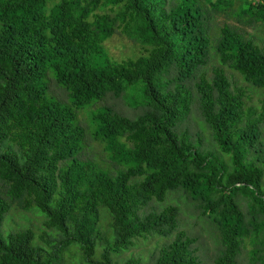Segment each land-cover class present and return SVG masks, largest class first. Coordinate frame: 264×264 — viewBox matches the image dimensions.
<instances>
[{"label":"trees","instance_id":"trees-1","mask_svg":"<svg viewBox=\"0 0 264 264\" xmlns=\"http://www.w3.org/2000/svg\"><path fill=\"white\" fill-rule=\"evenodd\" d=\"M252 22L264 27V0H0V226L11 207L44 216L40 236L0 230V264H63L70 248L85 264H201L177 207L144 212L170 191L217 231L213 264H239L245 242L264 264V116L245 101L252 88L264 107V42L244 30ZM115 34L142 52L114 60ZM152 236L169 242L149 262L118 261Z\"/></svg>","mask_w":264,"mask_h":264},{"label":"rangeland","instance_id":"rangeland-1","mask_svg":"<svg viewBox=\"0 0 264 264\" xmlns=\"http://www.w3.org/2000/svg\"><path fill=\"white\" fill-rule=\"evenodd\" d=\"M246 1V0H244ZM242 0V2H244ZM257 3L260 0H252ZM243 7L246 6V3H241ZM236 6H239V2H236ZM235 6V8H236ZM214 23L217 27H221L222 24H228L232 27L240 28L239 21L230 16L224 17L223 15H214ZM253 24L245 26V31L249 36L254 37L259 43L264 42V27L259 24ZM244 27V26H243ZM105 48L108 51L109 55L116 61H121L136 55H139L142 51L139 45L131 42L124 36L115 34L113 37L108 39L105 43ZM238 85L243 89L248 88V85L238 79ZM251 90L246 91L247 98L245 99L247 107L254 108L258 115L264 116V107L262 105V93L249 88ZM55 93L60 96L59 91ZM62 99V98H61ZM63 99H65L63 97ZM115 108L119 109L123 114L128 117H134L137 113V110L129 108L127 105H130L128 101H123L118 99L112 103ZM194 111V109H193ZM195 113V112H194ZM193 113V114H194ZM191 114V118H194L195 115ZM89 116V117H88ZM91 116L89 110H82L78 112V118L83 125L88 124V119ZM188 122V127L191 131L198 129L199 122L197 123L195 119H191ZM198 121V119H197ZM198 125V126H197ZM264 130V124H263ZM198 131V130H197ZM92 153L100 154L102 152L101 147L95 143H90ZM214 153V151H213ZM102 154V153H101ZM3 185L0 183V193L3 192ZM151 206V208H150ZM167 206L177 207L179 210V230L185 232L189 237H194L196 242L194 247L196 249V255L201 262V264H213L215 257L219 253L218 251V233L215 228L209 223L208 219L204 217L198 210L195 208V204L192 203L189 198L182 192H167L165 199L162 202L151 201L148 204V207L144 212H151L156 210H162ZM43 214L37 210L32 209L28 212L16 210L14 207H11L5 214L4 220L0 226V230L3 236L8 233L18 232L22 230H31L37 236H40L42 230V219ZM43 232V230H42ZM35 243L37 242L40 245H43L45 249H48L47 245L39 241V237L36 238ZM169 239H163L157 236L147 237L146 239H138L134 241V246H132L128 251L123 252L118 261L123 262L129 258L140 259L142 262H149L153 256H155L160 248H162ZM252 247L248 242H245L244 247L238 257L239 264H251V251ZM63 264H85L81 263L80 252L74 248H70L63 254Z\"/></svg>","mask_w":264,"mask_h":264}]
</instances>
